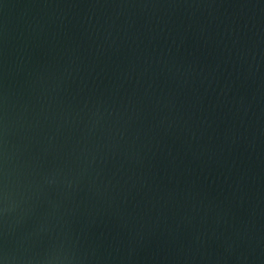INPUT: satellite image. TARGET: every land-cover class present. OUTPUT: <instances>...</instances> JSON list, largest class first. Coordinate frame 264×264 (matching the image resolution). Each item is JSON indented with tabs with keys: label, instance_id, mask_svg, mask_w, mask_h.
<instances>
[{
	"label": "water",
	"instance_id": "1",
	"mask_svg": "<svg viewBox=\"0 0 264 264\" xmlns=\"http://www.w3.org/2000/svg\"><path fill=\"white\" fill-rule=\"evenodd\" d=\"M0 264H264V0H0Z\"/></svg>",
	"mask_w": 264,
	"mask_h": 264
}]
</instances>
